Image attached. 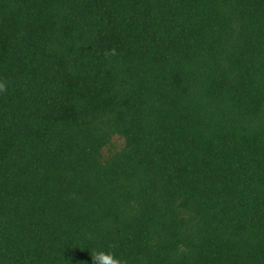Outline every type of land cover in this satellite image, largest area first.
<instances>
[{
    "label": "trees",
    "instance_id": "trees-1",
    "mask_svg": "<svg viewBox=\"0 0 264 264\" xmlns=\"http://www.w3.org/2000/svg\"><path fill=\"white\" fill-rule=\"evenodd\" d=\"M0 264H264V0H0Z\"/></svg>",
    "mask_w": 264,
    "mask_h": 264
},
{
    "label": "clouds",
    "instance_id": "clouds-1",
    "mask_svg": "<svg viewBox=\"0 0 264 264\" xmlns=\"http://www.w3.org/2000/svg\"><path fill=\"white\" fill-rule=\"evenodd\" d=\"M7 90V82L0 81V93ZM92 264H127V260L117 256L113 250L94 249L90 252Z\"/></svg>",
    "mask_w": 264,
    "mask_h": 264
}]
</instances>
